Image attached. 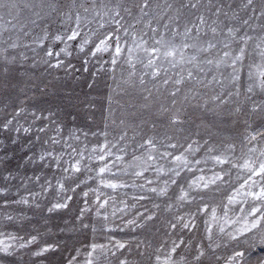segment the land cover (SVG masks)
Masks as SVG:
<instances>
[{
    "label": "snow or ice",
    "instance_id": "obj_1",
    "mask_svg": "<svg viewBox=\"0 0 264 264\" xmlns=\"http://www.w3.org/2000/svg\"><path fill=\"white\" fill-rule=\"evenodd\" d=\"M0 264H264V0H0Z\"/></svg>",
    "mask_w": 264,
    "mask_h": 264
},
{
    "label": "rangeland",
    "instance_id": "obj_2",
    "mask_svg": "<svg viewBox=\"0 0 264 264\" xmlns=\"http://www.w3.org/2000/svg\"><path fill=\"white\" fill-rule=\"evenodd\" d=\"M97 120L99 121V114H97ZM56 259H58V257Z\"/></svg>",
    "mask_w": 264,
    "mask_h": 264
}]
</instances>
